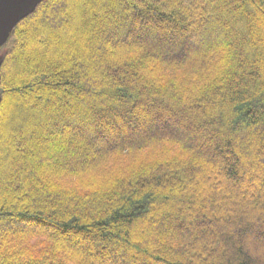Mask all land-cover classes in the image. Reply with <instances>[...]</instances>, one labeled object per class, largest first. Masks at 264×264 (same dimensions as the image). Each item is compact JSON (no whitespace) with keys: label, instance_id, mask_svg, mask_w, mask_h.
I'll return each mask as SVG.
<instances>
[{"label":"trees","instance_id":"trees-1","mask_svg":"<svg viewBox=\"0 0 264 264\" xmlns=\"http://www.w3.org/2000/svg\"><path fill=\"white\" fill-rule=\"evenodd\" d=\"M255 8V0H43L17 24L0 48V264H264L245 243L255 230L264 237V17ZM71 9L65 28L54 29ZM104 43L120 71L130 72L128 83L106 67ZM232 44L240 54L230 59ZM70 54L85 60L92 78ZM225 64L236 72L224 73ZM134 68L155 84L148 105L138 100L151 92L137 95ZM175 121L195 135L175 129ZM205 121H218L222 131L239 127L206 134ZM71 137L91 163L62 167L42 154L49 142L72 150ZM209 138L218 139L213 151L223 156L227 187L263 173L261 189L239 212L203 214L218 211L230 192L215 187L206 197L196 184ZM40 185L86 216L39 196ZM168 215L204 226L162 224ZM150 218L162 228L146 248L135 229ZM216 226L221 233H211Z\"/></svg>","mask_w":264,"mask_h":264},{"label":"rangeland","instance_id":"rangeland-1","mask_svg":"<svg viewBox=\"0 0 264 264\" xmlns=\"http://www.w3.org/2000/svg\"><path fill=\"white\" fill-rule=\"evenodd\" d=\"M255 4H256V8H255V17L258 19H261V16L264 17V7L263 5L260 4V0H255ZM73 9L71 10H67L65 12V16L63 18V22L64 24H59L58 26H54V29H56L57 27H61L62 29L65 28V22L70 19V18H73L74 17V13H73ZM82 15H85L87 16V13L83 10ZM89 23L91 24V20L89 21ZM93 28V29H92ZM92 31H96L97 30V26H96V23H93L92 22ZM90 29V27H89ZM90 29V30H91ZM234 29V28H233ZM108 34V30H106ZM105 32V31H104ZM229 33L226 34V39L229 38L230 36V33L233 32L232 29H230L228 31ZM110 33H113L114 32H110ZM82 35L84 36V31H82V33L79 35V37H82ZM107 36V35H106ZM108 38H110V36H108ZM221 34L220 32H217L213 35L212 37V41L214 42V44H219L221 42ZM229 40V39H228ZM175 41V40H173ZM232 43V42H231ZM230 43V44H231ZM102 46H99V49H101L102 51V54L100 55V57L104 58V61L106 63V67L109 68L111 71H113V74L116 75L118 78L120 79H125L128 83V77H129V71L126 70L125 72L123 71H120V63L118 61V59L116 58H110L111 54L113 53L112 52V49H111V45L108 44V43H104V44H101ZM172 46V45H171ZM172 49V47H169ZM229 49V50H228ZM242 49V48H241ZM227 50L229 51L228 53V58L230 57V59H232V57H235L237 56L238 54H240V49L239 47L237 46H234V44H232V46L228 47ZM67 54V53H66ZM65 54V55H66ZM71 57H70V60L73 61V62H76L79 64V67L80 69H82V71L85 73V75H87V77L89 78H92L91 77V69L90 66L87 68L85 67V60H83L81 57H79L78 55H72L70 54ZM261 58L264 60V54H261ZM228 64V63H227ZM233 68L229 67L225 64L223 66V69L222 71L225 73V72H229L231 71ZM235 70V69H234ZM232 70L233 73H235L236 71ZM231 72V73H232ZM133 81L136 82L138 85H139V91L137 93V95H141V93L143 92V90L145 88L149 89L150 90V94H148L147 96L143 97V98H139L138 100L139 101H142L144 104L148 105L147 103L149 102V100H153L154 99V96L152 95V91L153 89L155 88V84L152 82V80L150 79L148 82H145L142 77L139 75L140 73L138 71H136V69L134 68L133 70ZM238 74V72H237ZM96 78V77H95ZM98 78V77H97ZM99 79V78H98ZM116 81L117 79L112 76L110 78V85L112 86H116ZM142 97V96H141ZM262 104H264V101H262ZM152 109V112H155V108L156 106L155 105H150ZM155 106V107H153ZM203 106H204V102L200 104L199 107H197V109H203ZM257 106L256 105V109H257ZM259 111V108L258 110ZM151 111L148 113V115L150 116H154L155 113L153 114ZM174 116V114H172ZM128 125V124H125V126ZM140 127L139 129L142 127L145 128V131H149V127L150 125L147 123H139ZM159 125L160 126H165V122L164 120H161L159 122ZM173 126L175 129L177 130H180L184 133L187 132L188 135L190 136H194V132L193 131H190L187 129V127H185V125H181L180 122H173ZM261 127V125H259ZM237 127H239L237 124H232L230 126V129H225V130H221L220 129V125L218 123V121L216 122L215 125H208L207 124V121L204 122V125H203V131L205 130L207 134L208 131H214L216 130V132H218L219 134H224V133H230L231 129H237ZM57 132L60 130L59 128H57ZM137 131V130H135ZM205 136V135H204ZM133 136H129V135H126V138L125 139H131ZM241 137L240 135H237L236 137V141L239 145H241ZM72 139L74 137H71ZM76 140V144H71V147H72V150L71 149H68L66 147H64L62 144H60V142L56 143V142H52L50 143L49 142V145L48 146H45L43 149H42V154H44L46 157L49 155V158L52 160H56L55 163L57 162L58 164H60L62 167H64L66 164H75V163H83V164H89L91 163L94 159H93V156L89 153H86L85 154H82L80 153V151L77 149V146L78 144L80 143L79 140H77L76 138H74ZM243 139V138H242ZM244 140V139H243ZM100 141V140H99ZM207 148H205V153L207 154V164L205 165V170H201V168H198L197 169V173L201 176L200 178L202 180H199L196 184L198 185V187L201 189V191H203V193L206 195V197H210L212 196V193L213 191L215 190L214 188L216 187L218 193H224L225 192V189L228 188L230 189V192L229 194H226L224 196V199L221 200V205L218 209V211H206L205 213H203L206 217L207 216H218L219 213L225 211V212H228L230 210L233 211V213H236V212H239V209H241V205H244V204H250V201L253 200V198H255V196L257 195V191L261 189V184L258 182V178L260 176L263 175L262 172H256L254 173L255 174V179H251L249 180L246 184L244 185H241V186H233V188H229L227 187V183L225 182L226 180V175L224 174V169H223V162H224V159H223V156L222 155H219L217 153H215L213 151V147L216 145V143H218V139L216 138H209V140L207 139ZM78 143V144H77ZM100 145L102 146H105L107 143H105L104 140H101ZM242 147V146H241ZM260 148V144H259V147ZM240 150V148H239ZM54 162V161H53ZM251 162V161H250ZM45 160L44 161H41V165H45ZM242 169L244 171H247V172H250V170L247 169V167L245 166V164L242 162V165H241ZM212 176V177H211ZM255 180V181H254ZM256 180L258 183H256ZM40 187L42 188L40 191V194L39 196H41L42 193H45L44 197L46 199H49V200H53V202L58 205L59 207H61L62 209H64L65 212H71V213H76L78 215H81V216H86V214L83 212V210H81V208H79L77 205H75V207L67 202V201H62L60 196L57 195V194H50L48 192V190L41 186ZM39 187V188H40ZM257 189V190H256ZM256 190V191H255ZM240 192V194H242V197L237 200L235 197L237 196L236 193ZM101 205V204H100ZM240 205V207L238 206ZM188 206H186L187 208ZM96 209V208H95ZM184 210V208L182 209ZM212 213V214H211ZM88 215L92 216L94 213H93V210L91 211H88L87 212ZM210 214V215H208ZM172 215H168V216H165V217H162V224L164 225H171V226H175L177 225L178 223H181L183 225H186L188 224V226L190 227H194V228H197V227H202L204 226V223L203 222H198L197 220L196 221H184V219L178 215L176 216L175 218H170ZM232 222L235 224L236 220L233 218L232 219ZM202 225V226H201ZM161 223H159L156 218H150L149 222H146V223H142L138 229H135V237L137 240L139 241H143V243H145V247L146 248H151L153 246H155L157 244V233L161 230ZM222 228L221 227H214L211 229V233H216V232H219L221 233V230ZM259 232H260V229L259 230H255L254 232H251L247 235V237H245V243L248 247V249L253 253V255L255 257H257L258 259H261L264 261V237L259 235ZM64 238L66 239V241L68 242H78L80 243L81 245H86L87 247H91L93 248L95 243L92 242L91 240H86L82 237H70V236H66L64 235ZM226 247H223L221 250H225ZM201 260L206 263L208 260H209V257L206 255V254H201ZM197 262V261H194V263Z\"/></svg>","mask_w":264,"mask_h":264},{"label":"water","instance_id":"water-1","mask_svg":"<svg viewBox=\"0 0 264 264\" xmlns=\"http://www.w3.org/2000/svg\"><path fill=\"white\" fill-rule=\"evenodd\" d=\"M41 1L0 0V47L6 42L12 29L30 14Z\"/></svg>","mask_w":264,"mask_h":264}]
</instances>
